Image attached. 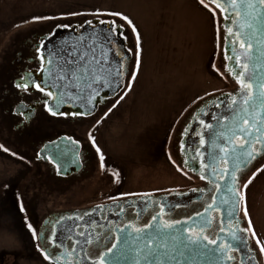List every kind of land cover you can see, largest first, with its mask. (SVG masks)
Masks as SVG:
<instances>
[{"label":"flooded vegetation","instance_id":"1","mask_svg":"<svg viewBox=\"0 0 264 264\" xmlns=\"http://www.w3.org/2000/svg\"><path fill=\"white\" fill-rule=\"evenodd\" d=\"M196 1L215 16L217 66L228 86L201 99L179 124L171 155L190 184L170 191L111 194L94 202L77 194L97 165L94 149L84 141L83 124L120 93L98 98L91 115L70 109L55 115L47 108L52 94L37 78L54 30L77 32L93 20L32 33L7 50L0 64V126L14 134L19 154L36 169V182L53 196L50 202L64 206L33 215V248L46 264H111L113 249L129 243L160 252L162 264L177 262L185 249L192 264H263L241 212V183L264 163V0ZM107 22L114 33L121 28ZM121 36L125 45L113 42L112 49L117 57L130 52V60L123 62L128 76L135 57L124 29ZM219 123V129L228 128L226 135L215 133ZM60 138L70 142L65 151L44 150ZM57 153H69L66 165L56 164ZM236 153L249 160L234 171ZM65 190L70 194L58 202ZM234 190L241 198L238 211ZM28 203L43 202L33 193Z\"/></svg>","mask_w":264,"mask_h":264},{"label":"rangeland","instance_id":"2","mask_svg":"<svg viewBox=\"0 0 264 264\" xmlns=\"http://www.w3.org/2000/svg\"><path fill=\"white\" fill-rule=\"evenodd\" d=\"M195 6L188 0H0V64L13 42L91 20L117 23L132 44L135 61L122 92L83 124L84 141L97 156L94 172L77 192L89 202L190 184L171 155L174 136L201 99L228 86L217 66L215 16ZM15 142L14 134L0 126L2 264H46L33 248V215L64 206L50 202L53 196L36 182L33 163L21 157ZM262 167L241 183L243 216V195L250 194ZM66 192L58 194V202ZM33 193L42 204L28 203ZM252 197L255 201L258 195Z\"/></svg>","mask_w":264,"mask_h":264},{"label":"water","instance_id":"3","mask_svg":"<svg viewBox=\"0 0 264 264\" xmlns=\"http://www.w3.org/2000/svg\"><path fill=\"white\" fill-rule=\"evenodd\" d=\"M122 28L114 33L112 23L93 20L87 22L77 32L70 28H57L44 45L46 64L37 79L40 87L52 94L47 103L51 114L60 115L63 110L70 109L81 115H91L97 110V99L113 98L121 93L128 71L123 62L130 60V52L125 50L122 57H117L112 49L113 42L125 45L121 36ZM119 39V40H117ZM218 124L215 133L227 134L228 128H220ZM239 127L236 124L235 127ZM240 129V128H238ZM214 133V132H213ZM66 138H60L45 146V151L58 149L65 151ZM238 155L234 162V171L244 168L248 158ZM58 166H64L69 153H57ZM226 193V190H225ZM234 209L238 211L240 197L234 190ZM122 246V245H121ZM126 247H117L111 252V264H162V254L158 251H142L138 244L129 243ZM124 248V249H123ZM187 248V247H185ZM177 262L171 264H192L185 252Z\"/></svg>","mask_w":264,"mask_h":264},{"label":"crops","instance_id":"4","mask_svg":"<svg viewBox=\"0 0 264 264\" xmlns=\"http://www.w3.org/2000/svg\"><path fill=\"white\" fill-rule=\"evenodd\" d=\"M188 1L190 4L196 5L195 7L198 8V10H202V7L196 0ZM258 172L257 178L259 179L254 183L253 187H251L250 194L246 193V195H243V205L245 203L244 219L247 223L248 232L261 254L264 264V182L262 181L264 178V167ZM254 189H257L258 192L255 193L256 191L254 192ZM254 194H257L259 197H257L255 201H253L252 197ZM255 203L257 208L255 207ZM3 254L4 252L0 249V264H2L4 260L2 257Z\"/></svg>","mask_w":264,"mask_h":264}]
</instances>
